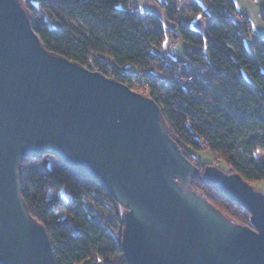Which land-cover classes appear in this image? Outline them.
Segmentation results:
<instances>
[{
	"label": "water",
	"instance_id": "water-1",
	"mask_svg": "<svg viewBox=\"0 0 264 264\" xmlns=\"http://www.w3.org/2000/svg\"><path fill=\"white\" fill-rule=\"evenodd\" d=\"M45 155L124 208L128 264H264V194L237 173L202 171L153 98L50 52L21 0H0V264H56L21 194V162ZM195 178L250 212L253 227L194 191Z\"/></svg>",
	"mask_w": 264,
	"mask_h": 264
},
{
	"label": "trees",
	"instance_id": "trees-1",
	"mask_svg": "<svg viewBox=\"0 0 264 264\" xmlns=\"http://www.w3.org/2000/svg\"><path fill=\"white\" fill-rule=\"evenodd\" d=\"M154 1L163 14L135 8L132 0H21L47 50L129 87L142 82L141 90L131 88L159 104L171 137L201 170L190 149H209L225 163L220 169L252 186L264 181V163L236 156L240 131L221 109L227 101L235 115H249L264 130V36H252L248 18L240 20L237 0H206L207 8L200 0ZM260 16L264 22V11ZM75 18L93 28L79 29ZM168 38L183 47L171 54ZM204 106L214 111L207 114ZM242 146L254 157L264 149V134ZM49 159H24L20 183L30 216L51 236L56 264H128L124 208L97 181L60 161L53 168ZM191 188L233 223L253 227L250 212L213 186L195 178ZM88 197L111 206L114 216L92 207ZM87 205L94 218L85 215Z\"/></svg>",
	"mask_w": 264,
	"mask_h": 264
},
{
	"label": "rangeland",
	"instance_id": "rangeland-1",
	"mask_svg": "<svg viewBox=\"0 0 264 264\" xmlns=\"http://www.w3.org/2000/svg\"><path fill=\"white\" fill-rule=\"evenodd\" d=\"M134 1V2H133ZM203 5L206 7L209 6L208 2L206 0H200ZM134 3V7L137 6L141 9H146L151 12H155L156 10H160L161 14L163 12L161 9H159V6L154 0H132ZM237 8L240 13V20H245L248 18L250 22V26L252 28V36H264V22L261 19V12L264 11V0H237ZM206 7V8H207ZM208 11V9H206ZM202 21L203 19L197 20L196 24L198 28H202ZM73 23L79 27V29L83 30H89V28H93V23H88L82 18H75L73 20ZM171 27H173L171 25ZM97 29V27H95ZM247 43L249 44L252 41V37L247 39ZM167 43H165V50L171 49V54L175 53L178 49L183 47V43L174 44V39L168 38L166 40ZM175 45V46H174ZM174 46V47H173ZM231 47H234L232 44H230ZM92 68L96 69L95 64L93 63ZM132 70V69H130ZM142 80V79H141ZM132 88L135 90H141L142 82L137 81L135 84H130ZM141 93V92H140ZM203 109L207 114H211L214 109L210 106H204ZM221 109L224 111L225 114H227V117L230 118L235 123V129L240 131L239 135V142L240 144L237 147L236 156L243 160H251L252 158H256L258 160L259 166L264 163V149H258L253 154L245 149V147L242 146V142H246L251 136L255 135H262L264 134V130L256 125L252 118L249 115H240L237 116L231 111L229 106L227 105V101H225L224 105L221 107ZM190 155L196 159V161L200 164H204L202 169L208 165L210 166H218L222 169H227L225 167V163L219 162V158L216 157V155L211 152L209 149H205L203 151H196L194 149H190ZM50 160V166L55 168L59 164V160L56 157L49 156ZM194 164V163H193ZM202 170V171H203ZM256 190L262 192L264 194V181L262 182H256L253 184ZM95 198L88 197L86 199L87 203L90 204L92 207L95 206L96 209L100 210L104 215L107 217H113L114 212L111 206L107 205L106 207L101 206L100 203ZM92 207L87 205V213L86 216H89L90 218H94L95 215L93 214ZM62 213V210H61ZM90 264H100L97 261H90ZM88 264V263H85Z\"/></svg>",
	"mask_w": 264,
	"mask_h": 264
},
{
	"label": "crops",
	"instance_id": "crops-1",
	"mask_svg": "<svg viewBox=\"0 0 264 264\" xmlns=\"http://www.w3.org/2000/svg\"><path fill=\"white\" fill-rule=\"evenodd\" d=\"M134 2V1H133ZM138 7V6H137ZM139 8V7H138ZM140 9V8H139ZM160 9V8H159ZM141 10H145V11H148V10H146V9H142L141 8ZM151 12V11H150ZM152 13H155V14H158V15H161V12H160V10H156L155 12H152Z\"/></svg>",
	"mask_w": 264,
	"mask_h": 264
},
{
	"label": "built area",
	"instance_id": "built-area-1",
	"mask_svg": "<svg viewBox=\"0 0 264 264\" xmlns=\"http://www.w3.org/2000/svg\"><path fill=\"white\" fill-rule=\"evenodd\" d=\"M189 82H190V83L193 82V78H192V77L189 78Z\"/></svg>",
	"mask_w": 264,
	"mask_h": 264
},
{
	"label": "snow or ice",
	"instance_id": "snow-or-ice-1",
	"mask_svg": "<svg viewBox=\"0 0 264 264\" xmlns=\"http://www.w3.org/2000/svg\"><path fill=\"white\" fill-rule=\"evenodd\" d=\"M196 19H197V20H200V19H203V17H199V16H198ZM165 43H167V42H165Z\"/></svg>",
	"mask_w": 264,
	"mask_h": 264
}]
</instances>
